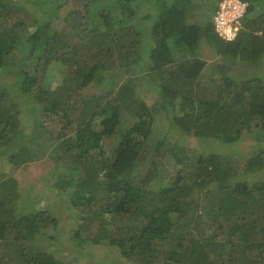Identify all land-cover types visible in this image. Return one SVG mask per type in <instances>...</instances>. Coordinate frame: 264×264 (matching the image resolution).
Here are the masks:
<instances>
[{
    "label": "trees",
    "instance_id": "trees-1",
    "mask_svg": "<svg viewBox=\"0 0 264 264\" xmlns=\"http://www.w3.org/2000/svg\"><path fill=\"white\" fill-rule=\"evenodd\" d=\"M149 1L156 10L144 15L146 26L136 30L132 26L139 16V3L144 9ZM219 1L214 0V15ZM246 1L241 30L234 40H226L215 25L210 26V19L200 23L190 18L189 0H65L75 4L74 14L85 10L74 25L80 37L92 32L98 37L94 46L99 48L116 37L118 60L149 72L142 78L159 95L158 110L155 103L150 107L138 96L134 83L117 86L113 99L111 90L87 94L91 82L126 74L115 65L107 68L91 52L83 63L75 44L59 37L64 31L60 27L51 28L50 41L41 50L35 49L28 21L38 30L52 25L62 3L0 0V69L9 73L12 68L19 76L0 90V156L15 168L35 166L37 161L53 164L55 169L49 173H55L57 189L68 191L74 204L91 206L90 214L81 216L88 224H80L73 238L80 239L82 230H89L99 218L102 226L87 237L89 246L106 244L137 264H264V178L254 183L235 180L237 163L228 156L199 152L169 136L177 129L189 139L233 143L246 132L264 130V75L259 73L264 62V0ZM114 16L117 21L112 20ZM145 31L152 38L149 59L140 46L131 59L133 32L140 39ZM203 42L219 60L215 71H228L235 65L248 76L223 74L224 84H217L216 78L204 83L202 79L210 76L202 74L207 59L194 56ZM26 45L30 47L24 54ZM87 48L90 51L93 44ZM143 59L151 64L143 66ZM53 69L62 74L54 87L48 84ZM192 81L204 96H195L193 87L184 92ZM18 95L25 111H10L7 104L14 102L7 103V99ZM161 111L170 123L159 135L160 126L155 123ZM125 112L134 117L129 129L121 126ZM96 119L102 120L99 130L92 126ZM28 120L34 127L29 137L20 128L27 127ZM46 124L54 131L50 128L44 133ZM2 131H7V140ZM259 135L264 141V133ZM108 139L113 143L111 156L104 148ZM7 141H13L8 148ZM14 146H18L16 152ZM145 146L161 152L172 168L160 172L152 157L144 161ZM253 154L243 165L244 174L264 170V149ZM141 167L146 168V176L139 184L132 176ZM148 184L152 185L143 187ZM210 194L215 198L208 199ZM201 210L211 222L203 219ZM42 237L46 239L40 246ZM59 239L56 213L31 206L10 172H0V242L6 250L0 254V264H69L64 259L70 250L58 252L54 246ZM91 253L77 243L69 260L87 264Z\"/></svg>",
    "mask_w": 264,
    "mask_h": 264
},
{
    "label": "rangeland",
    "instance_id": "rangeland-1",
    "mask_svg": "<svg viewBox=\"0 0 264 264\" xmlns=\"http://www.w3.org/2000/svg\"><path fill=\"white\" fill-rule=\"evenodd\" d=\"M49 4L51 5H56V4H61L62 3V8L58 11V14L56 15V19L52 22V25H46L44 28L41 30L36 29L37 26L32 25V22L28 21V26L30 25V32L31 37L29 38L31 40L30 43H33V46L35 47L36 50H39L40 48L42 49L43 46L46 44L47 41L49 40V32L51 31V28L56 29L57 27H60L62 30V34L59 36L63 42L70 40L71 44H75L73 47H77L79 50V58L83 63H85L88 59H90L89 52L94 53L96 58L99 59L102 63H104L107 68L112 66H116L118 71L124 72L126 74L125 76L121 77L118 79V77H113L114 75H109L105 81H93L89 84V90L87 91V94H92L94 92H100L104 90L106 92L107 90H111L112 93L109 95L112 99L115 97V91L117 86L120 87L122 83H128L132 85L134 83V86L137 88V94L138 96L142 97L144 100L148 101V104L150 107L154 105V103L157 105L158 101L160 100L159 95L150 87V84L147 82L146 79L142 78V76H148L149 72H141V70L137 68H133V65H130V63L126 62H121L117 58V53L115 47V38L109 40L107 43H104L103 46L97 47L94 46L97 45L98 42V37L92 33L88 32L86 35L80 37L79 33L77 31H80V29L75 30L74 25L77 24L79 18L84 15L85 10H81L79 13L74 14L76 11V7L74 3L67 4L65 3V0H47ZM264 2V1H263ZM96 7H98V3H93ZM148 5H150V8H148ZM148 5L142 9V4L139 3V16L137 19L133 21V28L136 30H139L141 26H146L147 20L145 18H142L144 15L150 12H154L156 8L153 6V2H148ZM264 5V4H263ZM153 6V7H152ZM189 13H191L190 18L195 19L200 21V23H204L203 20H208L212 22L210 23V26H214L213 22V11L215 10L213 8L214 6V0H189ZM32 13H35L34 10H31ZM30 13V12H29ZM195 13V15H194ZM143 14V15H141ZM80 15V17H79ZM112 20L117 21V18L114 16L112 17ZM25 26V25H24ZM51 26V27H50ZM101 27H103V23L101 22L100 24ZM134 30V29H133ZM75 32L77 34L75 35ZM146 33L139 39L136 36V33L133 32L134 38H132V41H130L133 44V52L130 54V58L133 59L135 58V52L136 48L140 46L141 49H143V54L145 55V58L149 59V49L152 45V38L151 34ZM63 37V38H62ZM121 39V37H118ZM117 38V41H118ZM88 44H93V48L88 51L89 49L87 48ZM207 46H206V45ZM30 47V45H26L24 47L23 53H27V48ZM72 47V46H70ZM63 48V47H61ZM40 49V50H41ZM212 49L208 46L207 43L203 42L202 44L199 43V46L197 48V52L194 53V56L197 55V57H202L207 59L208 66L203 70L202 74L204 75H210L207 77H204L202 81L206 83L207 79L210 78H216L217 84H224V81L222 80V75L227 74L230 77L232 76H237L239 78H244L248 75H246L244 69L241 67H236L235 65L231 66V69L228 71H215L214 67L217 66V62L219 60L214 58V55L212 53ZM98 52V53H97ZM97 53V54H96ZM95 58V59H96ZM92 61V58H91ZM118 64V65H117ZM141 64L144 66H148L151 64V60H144L143 63ZM14 71L12 68L9 71V73L5 72V70L0 69V90L3 85H9L10 83H15L18 81L19 76L17 75V72L14 74ZM104 69H102L101 72H103ZM110 71V69H109ZM228 72V73H226ZM110 73V72H109ZM259 73L264 75V62L262 65H260L259 68ZM51 75V79L48 81V84H53V87L58 85L60 80L62 79V74L59 72L58 69H53L50 70L49 73ZM53 76V78H52ZM214 76V77H213ZM134 79V80H133ZM120 81V82H119ZM189 83V85L185 86L184 92H188L187 89L193 87L195 90V96H204L202 90L197 87V83ZM204 86V85H203ZM219 86V85H217ZM212 90H214V86H209ZM13 91V90H12ZM215 91V90H214ZM213 91V92H214ZM190 93V91H189ZM83 95H86L82 93ZM180 101V97L178 98ZM9 102H14V104H10ZM7 104L8 109L11 110H16V109H22L25 111V103L21 101V96H15L13 99L9 98L7 99ZM158 107V105H157ZM159 110V107L157 108ZM165 113L163 111L158 112L156 114V123L160 126V128L157 130L159 135H162L166 132V128L169 126V119L164 116ZM121 126L126 127V128H131L130 125H132L134 121V117H132L130 112H125L121 116ZM26 121V120H24ZM23 121V122H24ZM100 119H96L92 122V126L95 129H100L101 125ZM22 122V123H23ZM28 125L27 127L20 126L22 129L23 133L29 137L30 133L33 132V123L28 120ZM105 125V124H104ZM52 129L54 131V128L49 125H45L44 128V133H47L49 129ZM104 128V127H103ZM1 129V128H0ZM3 133V138L4 140H7L9 135L7 131H2ZM174 133V134H173ZM173 133H171L169 136L172 138L174 137L175 141L179 142L180 145H186V147H193L196 148L199 152H205V153H211V152H216L225 156H228L230 160L235 161L237 164V169H238V179L235 180H243V179H248L252 183L261 180V178H264V170L259 171L255 174H244L243 173V165L247 161L248 158L252 157L254 152L257 149H264V141L260 140V135L259 133H264V130H259L258 128L253 130L252 132H246L242 135L241 139L238 140L237 142H227V141H222L221 139H213V140H202L200 139H189L185 134L182 132L178 131L177 129L173 130ZM176 134V135H175ZM171 138V139H172ZM8 145L7 148L13 143V141H7ZM176 142V143H177ZM49 145H51L49 143ZM52 147V145H51ZM113 143L111 139H108L105 141L104 148L105 152L108 156L113 155ZM171 146H168L167 148H170ZM3 148V145L0 144V149ZM5 148V146H4ZM165 148V147H164ZM18 149V146H14V150ZM15 150V152H16ZM143 155L147 158L148 161L152 157V163H155L161 167V171L163 172V168L165 169H171L173 166L172 162H169L165 157L161 156L160 154L156 151L153 152L149 148V146H145L143 148ZM162 151H167L165 149H162ZM169 158V156H168ZM38 164H35V166H30L28 164L15 168L14 164L6 158H2L0 156V172L7 171L10 172V177H14L15 180L18 181L19 188L21 190V193L23 195V198L28 200L31 206L35 207L36 209L38 208H43L47 207L50 208L56 213L57 216V232H58V237H60L59 241L54 243L55 248L59 251L63 249H69L68 256L66 259H64L66 262L69 264H74L72 260H69L72 256L69 255L71 254V251L73 250V247L76 249L77 243L79 248L81 249H89V253H91L89 256L92 258H85V260H92L88 261L87 264H137L133 259L127 258L125 256H122L119 254L115 249H109L110 247L106 244L104 245H99L95 246L94 249L89 241H87V237L89 235H93L96 233V230L99 229L102 226V222L99 220V218L94 219L91 222V228L89 230H82L81 232V237L80 239L73 238L72 236L74 235V232L78 229L79 225L84 223L83 220H81V216H88L90 214V207L85 208V206L82 205H76L72 202V196H69L68 191H59L54 183L53 176H55V173L53 175V171L49 173V171L54 170L55 167L53 164H46L44 162H38ZM146 165H148L146 163ZM145 165V166H146ZM146 168H139L137 169L133 176L132 179L134 181L140 182L139 184H142L144 177L146 176ZM106 185V184H105ZM152 184L145 185L143 187L147 188L151 186ZM57 189V190H56ZM211 199L215 198L214 194H210L208 196ZM71 201V204H70ZM98 208V205L95 204L94 206ZM201 214L203 216V219L206 220L207 222H211L210 218H208V214L206 212L201 210ZM86 224H88V221H85ZM84 223V224H85ZM68 238H72V241H68ZM46 237H42L41 243L39 242L40 246L44 245V240ZM34 242L33 246H34ZM4 245L0 242V254L5 253V248L3 247ZM89 248H88V247ZM108 246V248L106 247ZM38 249V248H36ZM55 250V251H57ZM68 251V250H67ZM57 252V253H58ZM56 253V255H58ZM98 255V256H97ZM97 256V257H96ZM99 258L100 260H97ZM69 260V261H67ZM72 261V262H70ZM85 262V261H84ZM81 264H84L81 262Z\"/></svg>",
    "mask_w": 264,
    "mask_h": 264
},
{
    "label": "built area",
    "instance_id": "built-area-1",
    "mask_svg": "<svg viewBox=\"0 0 264 264\" xmlns=\"http://www.w3.org/2000/svg\"><path fill=\"white\" fill-rule=\"evenodd\" d=\"M249 2L246 0H220L213 21L216 32L226 40H234L241 30Z\"/></svg>",
    "mask_w": 264,
    "mask_h": 264
}]
</instances>
